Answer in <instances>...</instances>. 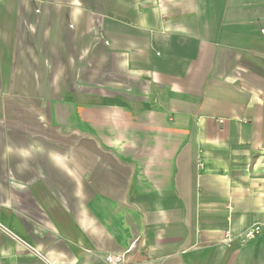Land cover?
Wrapping results in <instances>:
<instances>
[{
	"label": "crops",
	"instance_id": "obj_1",
	"mask_svg": "<svg viewBox=\"0 0 264 264\" xmlns=\"http://www.w3.org/2000/svg\"><path fill=\"white\" fill-rule=\"evenodd\" d=\"M109 253L264 264V0H0V264Z\"/></svg>",
	"mask_w": 264,
	"mask_h": 264
},
{
	"label": "built area",
	"instance_id": "obj_2",
	"mask_svg": "<svg viewBox=\"0 0 264 264\" xmlns=\"http://www.w3.org/2000/svg\"><path fill=\"white\" fill-rule=\"evenodd\" d=\"M262 230V226L260 224H255L249 228H247L240 236L243 242L255 239ZM230 238V235H228ZM106 261L109 264H124L123 255L121 253H109L105 257Z\"/></svg>",
	"mask_w": 264,
	"mask_h": 264
}]
</instances>
